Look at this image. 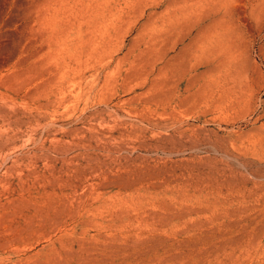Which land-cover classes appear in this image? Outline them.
<instances>
[{"label": "rangeland", "instance_id": "1", "mask_svg": "<svg viewBox=\"0 0 264 264\" xmlns=\"http://www.w3.org/2000/svg\"><path fill=\"white\" fill-rule=\"evenodd\" d=\"M0 264H264V0H0Z\"/></svg>", "mask_w": 264, "mask_h": 264}]
</instances>
